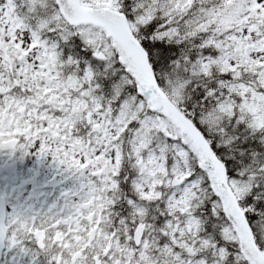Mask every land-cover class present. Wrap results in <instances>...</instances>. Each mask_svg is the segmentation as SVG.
Returning a JSON list of instances; mask_svg holds the SVG:
<instances>
[{
	"label": "snow or ice",
	"instance_id": "snow-or-ice-1",
	"mask_svg": "<svg viewBox=\"0 0 264 264\" xmlns=\"http://www.w3.org/2000/svg\"><path fill=\"white\" fill-rule=\"evenodd\" d=\"M5 147L73 181L13 264H264V0H0Z\"/></svg>",
	"mask_w": 264,
	"mask_h": 264
},
{
	"label": "flooded vegetation",
	"instance_id": "flooded-vegetation-1",
	"mask_svg": "<svg viewBox=\"0 0 264 264\" xmlns=\"http://www.w3.org/2000/svg\"><path fill=\"white\" fill-rule=\"evenodd\" d=\"M2 161H15L16 181L8 172H0V193L5 196L6 210L26 208L32 212H46L53 204L58 207L63 203L61 193L71 187L73 181L56 166L46 164L43 159L34 158L26 163L20 156L19 148L4 150L0 148ZM36 161V162H35ZM32 165V166H31ZM23 246L40 251L34 239L23 241ZM16 252L9 250L7 244L0 264H13ZM17 259H19L17 257ZM29 261L30 257H25ZM39 264H47V258L41 252Z\"/></svg>",
	"mask_w": 264,
	"mask_h": 264
}]
</instances>
